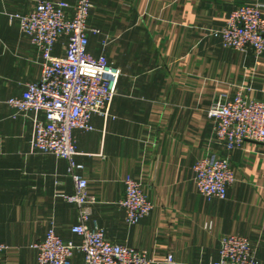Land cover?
Returning a JSON list of instances; mask_svg holds the SVG:
<instances>
[{"label":"crops","instance_id":"0c3cea01","mask_svg":"<svg viewBox=\"0 0 264 264\" xmlns=\"http://www.w3.org/2000/svg\"><path fill=\"white\" fill-rule=\"evenodd\" d=\"M38 0H0V264H37L31 245L47 231L79 243L70 231L77 206L67 162L32 152V114L12 117L6 101L40 78L38 50L8 14L27 13ZM71 1V0H68ZM89 50L120 70L106 117L74 140L88 181L91 219L112 242L147 253L153 264H210L222 236L238 235L264 264V144L246 140L232 151L213 140L207 109L220 96L243 93L264 102V54L223 47L209 31L238 6L264 0H91ZM106 46L101 45L104 37ZM62 38L54 49L62 55ZM207 155L228 158L234 181L224 200H208L194 183L193 166ZM141 183L152 210L128 225L119 201L124 180ZM212 222L207 230L204 224ZM75 252L71 264H82Z\"/></svg>","mask_w":264,"mask_h":264},{"label":"built area","instance_id":"2783aa9c","mask_svg":"<svg viewBox=\"0 0 264 264\" xmlns=\"http://www.w3.org/2000/svg\"><path fill=\"white\" fill-rule=\"evenodd\" d=\"M93 4L91 0H38L27 13L8 14L16 21L20 33L38 50L41 58L40 78L28 82L20 96L6 103L14 110L13 118L32 114L29 148L32 152L50 154L67 162V174L74 191L58 196L77 206L78 221L70 231L79 236V243L63 240L50 228L44 239L33 243L37 264H71L75 252L82 254V264H153L145 252L106 238L104 229L91 219V198L88 181L83 176V164L78 154L74 131H92L93 115L108 116L116 94L120 70L102 53L89 50L91 35L101 30L89 25ZM209 34L229 49L251 50L264 54V4L257 3L234 8L225 23ZM63 54L54 49L62 39ZM107 36L101 41L104 47ZM206 115L214 122L213 140L223 149L232 151L246 140L264 144V102L237 93L231 98L220 96L207 109ZM197 192L204 198L224 200L234 172L228 158L207 155L193 166ZM125 193L119 201L128 225H136L153 206L139 181L126 178ZM210 230L212 222L204 224ZM0 241V254L7 250ZM166 262L172 264L168 255ZM210 264H259L253 257L251 244L238 235L222 236L218 258Z\"/></svg>","mask_w":264,"mask_h":264}]
</instances>
